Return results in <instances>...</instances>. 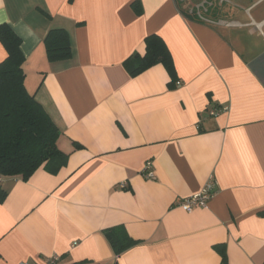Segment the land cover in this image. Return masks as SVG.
I'll use <instances>...</instances> for the list:
<instances>
[{
  "label": "crops",
  "instance_id": "crops-1",
  "mask_svg": "<svg viewBox=\"0 0 264 264\" xmlns=\"http://www.w3.org/2000/svg\"><path fill=\"white\" fill-rule=\"evenodd\" d=\"M219 2L231 17L201 23L175 0H0L25 86L68 154L55 171L0 176V264H264V0ZM54 28L69 32L70 59L49 61ZM153 33L172 53V85L162 63L125 67ZM211 180L206 206L179 205ZM114 226L140 242L116 256L104 234Z\"/></svg>",
  "mask_w": 264,
  "mask_h": 264
},
{
  "label": "trees",
  "instance_id": "trees-1",
  "mask_svg": "<svg viewBox=\"0 0 264 264\" xmlns=\"http://www.w3.org/2000/svg\"><path fill=\"white\" fill-rule=\"evenodd\" d=\"M180 12L188 19L205 22L216 19L218 10L213 3L203 4L191 11L182 7L183 0H175ZM206 3V2H205ZM208 6V7H207ZM138 15L143 13L139 1L133 2ZM0 41L7 56L0 62V176H20L29 179L44 163L56 165L53 171L67 162L68 154L58 147L61 130L46 112L43 105L25 86V54L21 48L22 39L8 23L0 24ZM49 61L67 60L72 57L69 32L63 28L51 29L44 40ZM144 55L133 53L125 67L132 76H136L149 67L162 63L176 81V68L172 53L165 40L156 33L145 38ZM76 147H80L77 145ZM0 186V202L6 196ZM116 256L138 244L123 226H114L104 231ZM224 245L219 251L225 255Z\"/></svg>",
  "mask_w": 264,
  "mask_h": 264
},
{
  "label": "built area",
  "instance_id": "built-area-1",
  "mask_svg": "<svg viewBox=\"0 0 264 264\" xmlns=\"http://www.w3.org/2000/svg\"><path fill=\"white\" fill-rule=\"evenodd\" d=\"M228 109V106H221L215 109L210 110V114L212 116L218 115ZM153 166L152 161H147L146 168L151 169ZM148 176L154 177L153 171H149L147 173ZM0 186H1V177H0ZM215 190V181L211 180L207 185L203 188L200 193H197L193 196L187 197L183 199L179 205L185 209L186 211H192L196 207H204L206 206L209 199L213 196ZM60 257L58 255L50 257L47 259V264H58ZM21 264H29L28 262H23Z\"/></svg>",
  "mask_w": 264,
  "mask_h": 264
},
{
  "label": "rangeland",
  "instance_id": "rangeland-1",
  "mask_svg": "<svg viewBox=\"0 0 264 264\" xmlns=\"http://www.w3.org/2000/svg\"><path fill=\"white\" fill-rule=\"evenodd\" d=\"M212 1H214V6L216 7V9L218 10V16H223L222 18L223 19H229V17H231V15H229V11H228V8H227V6L226 5H228V4H226L227 2H223L222 4H221V2H219L218 0H208V3H213ZM207 2L206 3H204V4H206V5H208L209 6V4H208ZM207 6V7H208Z\"/></svg>",
  "mask_w": 264,
  "mask_h": 264
}]
</instances>
